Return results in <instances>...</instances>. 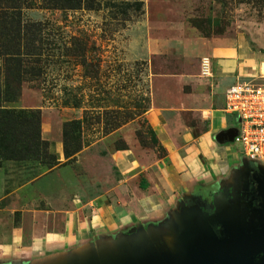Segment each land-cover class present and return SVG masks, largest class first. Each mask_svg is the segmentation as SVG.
Segmentation results:
<instances>
[{"label": "crops", "instance_id": "crops-1", "mask_svg": "<svg viewBox=\"0 0 264 264\" xmlns=\"http://www.w3.org/2000/svg\"><path fill=\"white\" fill-rule=\"evenodd\" d=\"M256 38L191 37L190 72L153 74L143 113L152 146L128 136L129 122L67 163L61 138L41 123L57 166L34 176L24 160L0 163V264H114L149 250L177 258L188 225L218 238L261 230L248 196L253 165L223 136L238 122L224 110L226 90L264 76ZM203 57L209 76L199 71ZM115 136L126 148L111 149Z\"/></svg>", "mask_w": 264, "mask_h": 264}, {"label": "rangeland", "instance_id": "rangeland-1", "mask_svg": "<svg viewBox=\"0 0 264 264\" xmlns=\"http://www.w3.org/2000/svg\"><path fill=\"white\" fill-rule=\"evenodd\" d=\"M142 1L141 13L131 12V20L125 22L120 14L118 19L111 18L105 9H25V20L53 24L48 32L59 48L47 53H64L70 36L78 35L88 48L90 66L83 67L73 56H50L45 73L35 81L23 82L20 96L7 106L40 109V124H45L46 131L58 135L61 141L62 123L83 119L84 146L111 132L114 125L119 128L129 122L128 136L152 146L153 133L143 116L150 105V80L153 74L190 72L192 65L186 58V48L191 37L243 35L264 41V0ZM169 41L179 44L171 49L162 47ZM85 70L90 77L85 76ZM73 97L79 100L80 107L63 106ZM113 139L108 144L111 149L122 143L117 136ZM24 161L35 169L34 176L46 169L39 162Z\"/></svg>", "mask_w": 264, "mask_h": 264}, {"label": "trees", "instance_id": "trees-1", "mask_svg": "<svg viewBox=\"0 0 264 264\" xmlns=\"http://www.w3.org/2000/svg\"><path fill=\"white\" fill-rule=\"evenodd\" d=\"M34 6L61 12L105 9L112 14L111 18L116 19L120 14L123 17L121 20L125 22L131 20V12L141 13L143 1L0 0V162L30 160L39 162L45 168H52L58 161L48 151V141L41 137L40 109H21L7 105L20 96L23 82L35 81L45 73L50 56H73L79 59L78 64L83 67L90 66V62L86 43L78 35L70 36L69 46H65L64 53H47L59 48L56 40L50 39L51 32H48L50 28L53 29V24L23 18V11ZM84 74L90 77L86 70ZM62 104L65 107H80L75 97ZM83 121L72 119L62 123V149L68 160H72L84 146ZM117 125L111 131L118 128ZM153 142H156L154 136ZM117 148L126 146L122 144Z\"/></svg>", "mask_w": 264, "mask_h": 264}, {"label": "water", "instance_id": "water-1", "mask_svg": "<svg viewBox=\"0 0 264 264\" xmlns=\"http://www.w3.org/2000/svg\"><path fill=\"white\" fill-rule=\"evenodd\" d=\"M239 121V118L237 119ZM236 128H230L223 136L233 138ZM260 169L261 167L258 166ZM261 197V213L264 212V178L259 185ZM263 218V217H262ZM182 235L184 251L177 258L153 251H138V254L123 258L114 264H264V256L257 262L253 261L251 251H264V229L255 233H238L234 236L218 238L205 225H188Z\"/></svg>", "mask_w": 264, "mask_h": 264}, {"label": "built area", "instance_id": "built-area-1", "mask_svg": "<svg viewBox=\"0 0 264 264\" xmlns=\"http://www.w3.org/2000/svg\"><path fill=\"white\" fill-rule=\"evenodd\" d=\"M199 71L202 76L210 75L208 57L201 58ZM224 98V110L239 118L234 142L248 162L264 167V76L236 82L226 90Z\"/></svg>", "mask_w": 264, "mask_h": 264}, {"label": "flooded vegetation", "instance_id": "flooded-vegetation-1", "mask_svg": "<svg viewBox=\"0 0 264 264\" xmlns=\"http://www.w3.org/2000/svg\"><path fill=\"white\" fill-rule=\"evenodd\" d=\"M253 165V168L251 169V172L249 173L248 183V196L251 201L252 207L261 210V197L259 195V185L263 181L264 178V170L259 169L256 167L255 164L251 163ZM263 217V222L260 226V229H264V212L261 213ZM253 261H258L261 257L264 256V251H251ZM214 264V263H213Z\"/></svg>", "mask_w": 264, "mask_h": 264}, {"label": "bare ground", "instance_id": "bare-ground-1", "mask_svg": "<svg viewBox=\"0 0 264 264\" xmlns=\"http://www.w3.org/2000/svg\"><path fill=\"white\" fill-rule=\"evenodd\" d=\"M262 65H263V68L262 67L261 68H262V71L264 72V64H262Z\"/></svg>", "mask_w": 264, "mask_h": 264}]
</instances>
